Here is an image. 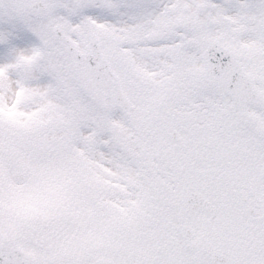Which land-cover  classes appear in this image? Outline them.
I'll return each instance as SVG.
<instances>
[{
	"label": "snow or ice",
	"instance_id": "1",
	"mask_svg": "<svg viewBox=\"0 0 264 264\" xmlns=\"http://www.w3.org/2000/svg\"><path fill=\"white\" fill-rule=\"evenodd\" d=\"M0 19V264H264V0Z\"/></svg>",
	"mask_w": 264,
	"mask_h": 264
},
{
	"label": "rangeland",
	"instance_id": "2",
	"mask_svg": "<svg viewBox=\"0 0 264 264\" xmlns=\"http://www.w3.org/2000/svg\"><path fill=\"white\" fill-rule=\"evenodd\" d=\"M1 27L5 28V31L8 34V38H10L9 50H11L13 47L30 48L32 45L38 42L35 35L31 33L28 29L24 28L23 25L19 22H9L6 19H0V28ZM9 59L11 60V55ZM0 63L6 62L4 60H0Z\"/></svg>",
	"mask_w": 264,
	"mask_h": 264
},
{
	"label": "flooded vegetation",
	"instance_id": "3",
	"mask_svg": "<svg viewBox=\"0 0 264 264\" xmlns=\"http://www.w3.org/2000/svg\"><path fill=\"white\" fill-rule=\"evenodd\" d=\"M0 32H6L5 28L1 27ZM9 42H10V38H7V40L0 42V58H2L0 60H4L5 62L10 61L9 57L11 55V52L9 50ZM5 59H9V60H5Z\"/></svg>",
	"mask_w": 264,
	"mask_h": 264
}]
</instances>
